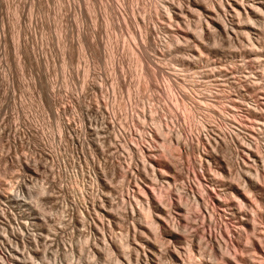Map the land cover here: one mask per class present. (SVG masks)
<instances>
[{
  "label": "rangeland",
  "instance_id": "rangeland-1",
  "mask_svg": "<svg viewBox=\"0 0 264 264\" xmlns=\"http://www.w3.org/2000/svg\"><path fill=\"white\" fill-rule=\"evenodd\" d=\"M0 264H264V0H0Z\"/></svg>",
  "mask_w": 264,
  "mask_h": 264
}]
</instances>
